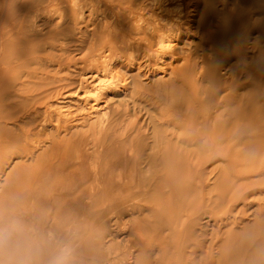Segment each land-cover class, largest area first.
Returning <instances> with one entry per match:
<instances>
[{"label":"bare ground","instance_id":"bare-ground-1","mask_svg":"<svg viewBox=\"0 0 264 264\" xmlns=\"http://www.w3.org/2000/svg\"><path fill=\"white\" fill-rule=\"evenodd\" d=\"M11 1L0 0L1 190L12 170L48 186L74 166L82 179L116 171L128 196L154 181L155 241L135 264H264V0ZM57 227L0 225V264L56 245Z\"/></svg>","mask_w":264,"mask_h":264},{"label":"rangeland","instance_id":"rangeland-1","mask_svg":"<svg viewBox=\"0 0 264 264\" xmlns=\"http://www.w3.org/2000/svg\"><path fill=\"white\" fill-rule=\"evenodd\" d=\"M17 2L18 0L11 1L12 11L18 6ZM62 105H65L62 109H70L68 104ZM205 154L199 153L202 157ZM205 158L203 162H206ZM88 163L87 161L84 167L90 170ZM109 166L114 172L118 165L113 160L103 168L100 167L101 171ZM175 167L177 165L172 164L169 168ZM71 169H75L72 175H59L63 184H50L54 189H48L50 185L46 186V181L38 184L27 181L17 170L10 171L4 183L5 188L2 187L1 190L0 187V225H17L30 229V226L37 228L53 217L58 219L57 244H44L41 252L28 255L23 264H100L106 258L118 264L120 260L124 261L129 257L131 250L134 252L131 264H135L138 255L155 241L153 228L157 218L154 213L159 210L160 203H163L158 193H154L152 185L155 182L142 180L135 183L136 188L131 187L128 196L122 193L123 186L118 182L116 171L108 176L102 173L96 178L90 173L82 179L75 166ZM160 169L161 165L154 164L147 173L153 179ZM141 178L142 176L138 177L139 180ZM65 181L69 182H66V188L62 187L66 186ZM125 183L124 180L123 185ZM140 183L142 186L137 187ZM204 196H207L205 192ZM127 201L133 204L132 210L128 209L130 206L126 205ZM20 209L29 216L26 222L16 217ZM221 212L222 210H218L216 214ZM128 220L132 221L131 232L125 227ZM134 227L142 233V238L133 233ZM210 229L211 226L206 227V233L202 236L205 245L212 235ZM109 234L117 235V241L111 240ZM124 240L130 241L129 246H124ZM2 257L4 256L1 255L0 258Z\"/></svg>","mask_w":264,"mask_h":264}]
</instances>
